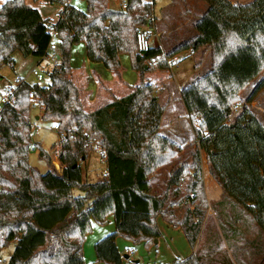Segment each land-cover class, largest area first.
<instances>
[{"label": "trees", "instance_id": "16d2710c", "mask_svg": "<svg viewBox=\"0 0 264 264\" xmlns=\"http://www.w3.org/2000/svg\"><path fill=\"white\" fill-rule=\"evenodd\" d=\"M204 1L208 10L198 19L200 33L191 47L209 53L211 70L181 91L196 140L187 156L161 134L165 108L155 85L146 80L148 73L170 70L166 56L158 48L145 56L138 50L137 32L153 25L154 2L128 0L126 11H116L108 0H86V12L73 6L62 11L56 24L60 63L42 70L48 84L18 83L12 103L0 113V250L17 239L6 264H87L86 237L94 224L105 225L111 216L116 230L95 245L99 262L123 264L116 246L119 236L150 247L161 237L159 218L180 229L195 250L211 208L235 264H264V125L251 107L264 80L235 110L263 59L249 73L244 69L245 76L230 93L220 92L224 79L238 76L233 70L243 62L254 63L264 51V0L238 5ZM47 21L26 0L0 6V69L14 63L15 52L24 57L48 54ZM208 25L214 30L211 38ZM81 42L91 63L119 77L120 55L128 54L140 84L126 97L88 113L70 63L72 48ZM32 92L43 106L42 119L63 134L61 175L52 170L42 174L30 165ZM85 132L89 138L83 137ZM92 136L101 139L107 173L98 182L84 183L80 161L87 160L96 139ZM48 155L40 148L41 158L52 165ZM203 155L222 190L214 205L205 189ZM170 165L155 190L160 171ZM173 264L201 262L193 254Z\"/></svg>", "mask_w": 264, "mask_h": 264}, {"label": "rangeland", "instance_id": "374dc122", "mask_svg": "<svg viewBox=\"0 0 264 264\" xmlns=\"http://www.w3.org/2000/svg\"><path fill=\"white\" fill-rule=\"evenodd\" d=\"M8 0H0V6L6 3ZM145 2H154L153 5V19L154 21H157L158 26H163L164 30H178L177 33L174 34L176 36V39L181 40L184 42V45L181 46L179 51L174 54L175 52H171L166 56V59L175 58L179 60V65L175 68H170V71H173L174 69L177 70L178 77H175L173 79L175 84L183 85L182 88L186 87L190 80L195 81L196 78L202 77L203 74L205 75L206 72H209V69L211 70V60L209 53H205L204 49H200L197 52H194L193 48L191 47V44L199 37L200 30L197 28V22L198 19L201 17V14L203 13L205 8L207 7V4L204 0H144ZM253 0H243L241 1L243 4L251 3ZM30 4V0H26ZM33 5L41 14L43 19H49L53 18L54 20H57L59 17V14H57L59 6H49L46 5L43 2H36ZM75 8H77L80 11L86 12L87 11V3L83 1H76L72 4ZM154 23V22H153ZM195 29V30H194ZM208 34L211 38L214 34V30L211 29V25H208ZM166 36V35H165ZM154 37L155 39L160 38L159 32H155L154 29ZM157 41V40H156ZM48 44V43H47ZM253 44V43H252ZM85 50V44L79 43L75 45L72 48L71 51V59L70 63H75L76 65L82 64L84 61V52L79 50ZM257 51V50H256ZM198 53V57L196 59L189 58L191 54ZM190 54V55H189ZM171 56V57H169ZM256 58H254V63L250 62L242 63V66H239V69H235V71L238 76H233L230 78H226L222 81L223 87L221 88L220 92L221 94H227L230 93L235 86L239 85L240 80L242 77L245 76L244 69H248V73L252 70H254V67L258 66V61L263 59L259 70L257 73H255L249 80L250 84L241 90L239 97L241 98V102H238L235 105L236 112L239 111L242 108L241 103H245L251 92L255 89L256 85L264 80V51L257 53ZM14 58L16 60V68L11 67V64L9 65H3L0 69V89H2L8 82V80H14L16 75H19L23 77L27 83L30 85L39 84L37 79L33 76V70L36 68L38 64L37 59L35 57H24L20 53H16L14 55ZM124 59L123 64H121V69L125 68L127 71V77L128 79H134L136 78V73L132 69L131 64V58L128 54H123ZM127 60V61H126ZM257 62V63H256ZM200 65V67L197 69V65ZM46 65L48 67H53L52 64L49 61H46ZM198 65V66H199ZM241 67V69H240ZM176 72V71H175ZM156 73V72H153ZM152 73V74H153ZM243 75V76H241ZM165 76L164 80L160 81L158 80L159 76L157 75L156 80L153 81V84L155 85L156 89L162 91L161 98L162 101L167 100L166 92L169 91V101L172 102L173 98L175 101L181 102L183 101L179 99V88L175 87L173 84L171 85V89H168L164 85V81L168 80L169 77L167 75ZM172 76V75H171ZM154 79V78H153ZM49 80L45 77V81L40 83L41 86L47 85ZM246 82V81H245ZM244 82V83H245ZM178 86V85H177ZM173 90V92H172ZM253 112L256 114L258 119L263 123L264 125V90L259 93L255 101L251 104ZM31 113V119L33 122V130H32V144H38L39 146L35 145L36 150L30 152L29 156V162L30 165L37 169L40 173L45 174L49 170L54 171V165H50L49 161L44 160L40 156V148L44 151L48 152V156L51 159V161L54 159V153L57 146V143H60V138L56 131L54 130V126L56 125L52 121L43 120L42 117L40 120H37V116H43V109L39 108L36 110H33ZM191 128V127H190ZM189 128V130H190ZM114 133L118 136V133L114 131ZM93 137V136H92ZM96 138V139H94ZM93 139L96 142V145H92V149L88 153L87 160L80 161L81 168H82V175H83V182L84 183H95L103 179L104 177V171L106 170L107 164L104 162V154L105 151L101 145V139L99 137L94 136ZM195 140V136H194ZM189 141V140H188ZM190 140L188 144L185 146V153L184 155L187 156L190 151L193 150L194 145L196 144V140L193 141ZM182 143L181 141H179ZM61 148H58V151ZM203 164H206V159L203 157ZM172 165L167 167V169H163L160 171V174L158 176V179H156V182L154 184V189L157 190L159 183L162 181V179L166 175V171L171 168ZM206 189V187H205ZM75 195H81V192L79 190L74 191ZM209 214V213H208ZM208 216V215H207ZM211 216V215H209ZM212 217V216H211ZM207 219V218H206ZM207 221V220H206ZM212 221L214 225L213 228L217 230V225L214 219L209 220V222ZM208 222V221H207ZM208 225V223H207ZM96 227L97 225H93ZM106 229L111 228L108 225L105 227ZM217 233V232H216ZM98 234V231L94 233V235L89 237V242L93 240ZM218 240L212 239V245L203 244L202 247V255L199 258V261L201 264H235L234 261H232L231 258V251L226 249L225 241L221 235L218 236ZM121 240V239H120ZM17 242V239L11 241L8 245L1 248L0 250V256L8 260L10 255L13 252L14 244ZM122 242H127L126 240H122ZM91 244V243H89ZM131 245H134L131 243ZM133 249L134 254L132 255V258L130 259L131 264H134L132 262L134 261H141V264H146V260L148 256L141 252V250L136 246H130ZM90 246L87 245L86 250L89 252ZM91 250V249H90ZM123 251V250H122ZM124 253V251H123ZM127 254V253H125ZM123 254V255H125ZM196 254V253H195ZM98 263L105 264L102 262ZM256 264H260L256 262Z\"/></svg>", "mask_w": 264, "mask_h": 264}, {"label": "crops", "instance_id": "0c3cea01", "mask_svg": "<svg viewBox=\"0 0 264 264\" xmlns=\"http://www.w3.org/2000/svg\"><path fill=\"white\" fill-rule=\"evenodd\" d=\"M229 1L234 5L243 4L241 2L243 0H229ZM40 2H43V1H40ZM26 3L29 6L35 8L33 5H31L32 3L35 4L34 1L30 0V4L28 2ZM46 5L59 6L56 3L52 5L50 4H46ZM59 10H60V6L57 12H59ZM207 10L208 8H205L201 16H203L207 12ZM157 23H158L157 21H154L153 26H154L155 32L157 31L159 32L160 38L155 39V48H158L159 51L164 56H167L171 52H175L174 54H176L180 50L179 48L184 45L182 38L181 40H179V39H176V36H174V34L178 32V30H175V29L174 30H164L163 26H161L160 28V26H158ZM86 49H87L86 47H85V50H82L79 48L80 51L84 52V57H85L82 64L78 66L75 63H72L71 66L73 68V78H74L76 85L80 89L81 98L83 100L85 110L88 113H93L102 107L112 104L116 99H121V98L126 97L129 93L132 92V89L134 87L140 84V77H139V74L135 72L136 78L131 79V80L128 79L126 75L127 71L125 68L121 69V75L119 77L116 74L109 71L108 69H106L102 64L91 63L87 57ZM16 53H20V52H15L13 54L14 63H13L12 68H14V70L16 68V65H15L16 60L14 58V55ZM46 56H43V57L42 56H31L37 59V62L35 63L38 65L36 66V68L43 70V71L47 68H50L46 65V61H49L46 58ZM122 57H123V54L120 55L121 64H123V61H124ZM197 57H198V53H194L189 56V58H192L193 60L196 59ZM209 72H210V69H209ZM209 72H206L205 75L208 74ZM157 75L159 76L158 77L159 81L160 79L161 80L165 79V76L163 75H167L169 79L164 81L165 82L164 85L168 89H171L172 84L175 87L179 88V92H180L179 99H181V91L185 87L182 88L183 86L182 84L179 85V84L174 83L175 79L173 78L178 77L177 70L174 69L173 71H170V72H156L153 74L148 73L146 75L147 82L153 83V81L156 80ZM16 76H19V75H16ZM14 81H15V78L14 80L13 79L8 80L9 83H7L6 85L14 84ZM189 82L192 83V80H190ZM161 92L162 91L159 92V90L156 89V95L159 99V103L163 108H165V115L162 121L161 134L167 138L174 140L182 148H185L186 144H188L190 140L195 141L194 140V136H195L194 129L192 127L190 120L188 119V113L185 108V105L182 104L181 102H178L180 100L175 101L174 98L172 102L170 103L169 101L170 96H168L169 91L165 93L167 100L162 101ZM41 108L43 109V107ZM37 117L39 118L37 120H40L42 116H37ZM179 141H181L182 143H180ZM203 157L205 158V155H203ZM104 162L106 163L105 160ZM104 174H106V170L104 171ZM203 179H204V183L206 187V193H207L208 200L210 201L212 205L219 203L222 199V190L217 184V182L210 175L207 164L203 165ZM209 215H211L212 217ZM211 219L215 220L216 225L218 227L217 230L213 228L212 226L214 225L213 222L212 221L209 222V220ZM206 220L208 222L205 221L202 233L199 237L197 248L195 250L191 249L186 236L180 229H176L168 225L160 218L158 219V226L161 231V237L159 239H156L157 243H156V240L153 241L150 247L146 246V241L134 243L123 237H120V236L117 237L116 246L123 257V264H131L130 259L132 258V255L134 254V252H133L132 247L130 246L138 247L141 250V252L145 255V258H146V255L148 256L146 260L147 262L146 264H173L175 261L185 260L191 257L195 253L197 257H201L202 252H203L202 250L203 244L212 245V239L215 238V240H218L219 235L223 237L221 230L219 228L218 222H217L216 213L213 208L209 210V214ZM95 225L97 226L96 227L93 226L92 232L89 235H87L85 243L83 245L84 259L87 264H101V263L96 262L97 255L95 251V245L102 238L115 232L116 230L115 221L112 216L109 217L107 224L105 225L95 224ZM106 225H108L109 227L111 226V228L109 229L103 228ZM96 231H98L97 236L89 242V237L94 235ZM122 240H126L128 241V243L122 242ZM131 243L134 245H131ZM87 245H89L91 249V250L89 249V252H87L86 250ZM225 245H226V249L229 250L226 241H225ZM122 250L124 251V253ZM125 256H128V258H125ZM232 261H234L233 258H232ZM132 263L141 264V261H138V263L134 261Z\"/></svg>", "mask_w": 264, "mask_h": 264}, {"label": "built area", "instance_id": "2783aa9c", "mask_svg": "<svg viewBox=\"0 0 264 264\" xmlns=\"http://www.w3.org/2000/svg\"><path fill=\"white\" fill-rule=\"evenodd\" d=\"M76 1L86 2V0H62L61 3H56L60 6V10L59 12H57V14H59L58 19L54 20L53 18H51L46 22V35H47L48 42H49L48 43V54L46 58L49 60V62L52 64L53 67L58 66L60 63L59 43H58L59 35L56 30V24L58 23L61 17L62 11H64L67 7H70V6L72 7V4ZM43 2H45V4H50V5L54 4L48 1H43ZM108 2H109V7L116 11H126L128 8V0H108ZM137 44H138L139 53L142 56L147 55L153 49H155V37H154V26L153 25H146L138 29ZM150 60L151 62H154L155 57H152ZM167 61H168V65L170 66V68H175L180 64L177 58H170ZM11 67H13V64L11 65ZM32 73H33V76L37 79L39 84L45 81L46 74L42 70L36 68L33 70ZM22 81H25V80L19 76H16L14 84L6 85L2 89H0V113L6 106L12 103L16 86L18 83ZM29 98L31 101V111L43 107L34 92H32L29 95ZM53 128L60 138V143H57L55 153H54V159L52 160V164L54 165V171H56V173L61 175L63 173V167L60 162L61 149L58 151V148L62 147L63 134L60 133L59 127L57 125L54 126ZM83 137L89 138L88 133L85 132L83 134ZM91 145H96L95 140L92 141ZM35 150H36L35 144H31L29 151L32 152ZM0 190H1V186H0ZM0 264H6L5 259H3L1 256H0Z\"/></svg>", "mask_w": 264, "mask_h": 264}, {"label": "water", "instance_id": "95a60500", "mask_svg": "<svg viewBox=\"0 0 264 264\" xmlns=\"http://www.w3.org/2000/svg\"><path fill=\"white\" fill-rule=\"evenodd\" d=\"M37 119H39V118L37 117ZM156 243H157V240H156ZM125 258H128V256H125ZM137 263H138V261H137Z\"/></svg>", "mask_w": 264, "mask_h": 264}]
</instances>
